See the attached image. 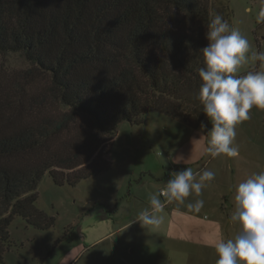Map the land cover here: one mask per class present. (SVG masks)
I'll list each match as a JSON object with an SVG mask.
<instances>
[{
  "label": "trees",
  "instance_id": "trees-1",
  "mask_svg": "<svg viewBox=\"0 0 264 264\" xmlns=\"http://www.w3.org/2000/svg\"><path fill=\"white\" fill-rule=\"evenodd\" d=\"M217 14L232 18L213 0H0V55L21 53L33 67L26 79H48L35 93L0 83V264L16 217L41 231L56 225L37 207L44 176L75 187L108 173L121 123L161 112L208 128L196 96Z\"/></svg>",
  "mask_w": 264,
  "mask_h": 264
},
{
  "label": "rangeland",
  "instance_id": "rangeland-1",
  "mask_svg": "<svg viewBox=\"0 0 264 264\" xmlns=\"http://www.w3.org/2000/svg\"><path fill=\"white\" fill-rule=\"evenodd\" d=\"M213 1H222L229 7V26L248 39L249 56L264 51V23L257 22L264 0ZM31 69L21 53L0 55V83L7 87L19 83L28 93H35L47 86V77L37 71L32 79L25 78ZM261 70L259 61L249 59L237 75ZM47 104L52 112L59 110L52 101ZM249 117L235 129L233 146L242 154L215 159L206 152L210 121L207 129L196 131L161 112H151L144 116L142 124L121 123L106 154L112 163L108 173L75 187L57 186L50 174L44 176L37 190V207L55 217L56 225L41 231L16 217L10 226L11 248L5 254V264H216V251L206 246L210 236L204 231L215 219H221L226 226L230 218L223 216L227 211L219 204L222 189L212 182L206 183L199 196L192 194L183 204L177 203L178 210L172 213L167 233L158 234L133 222L149 207L150 195L159 193L174 172L189 167L196 173L206 162L212 163L207 170L214 169V174L219 175L229 172L226 167L230 159L244 162L250 175L264 171V166L254 169L257 163L248 155L255 154L264 164V130L259 119L264 118V110L253 108ZM225 176L222 174V179ZM196 200L204 201L199 213L187 207ZM228 202L223 204L232 206L231 198ZM223 230L228 239L226 227ZM238 232L237 224L231 229L232 238ZM205 234L207 240H203ZM201 240L203 243H195Z\"/></svg>",
  "mask_w": 264,
  "mask_h": 264
},
{
  "label": "clouds",
  "instance_id": "clouds-1",
  "mask_svg": "<svg viewBox=\"0 0 264 264\" xmlns=\"http://www.w3.org/2000/svg\"><path fill=\"white\" fill-rule=\"evenodd\" d=\"M257 22L264 23V6L257 14ZM205 38L208 44L200 51L204 67L199 69L202 83L196 99L212 124L207 133L206 152L212 158H235L239 156L238 148L233 146L236 126L250 118L253 108L264 110V70L240 76L237 73L249 59L259 61L264 69V51L249 56L248 39L230 28L219 14L207 25ZM205 127L201 125L202 129ZM214 178V172L207 169L194 173L187 167L172 173L160 192L150 195L149 207L133 223L152 231L158 229L163 223L159 213L166 204H183L190 195L199 196L206 183ZM203 206V200L187 205L195 213ZM234 206L231 220L239 225V232L234 238L216 242V264H264V171L239 183Z\"/></svg>",
  "mask_w": 264,
  "mask_h": 264
},
{
  "label": "crops",
  "instance_id": "crops-1",
  "mask_svg": "<svg viewBox=\"0 0 264 264\" xmlns=\"http://www.w3.org/2000/svg\"><path fill=\"white\" fill-rule=\"evenodd\" d=\"M252 116L254 114H251ZM260 121H262L263 125L262 128L264 130V118H260ZM247 126V124H245ZM263 142H264V138H263ZM250 147V146H248ZM246 149V148H245ZM245 151V150H244ZM240 154H242V151L239 150V156ZM248 155L250 157L253 156V160L257 163L254 164L253 168L256 169L258 168V166H264V164L262 165V161L253 153L249 152ZM202 157L204 156L203 154L201 155ZM215 159V158H213ZM205 160L202 159L200 163H202ZM231 162L227 163V165H229L228 167H226L227 170H229V172L227 171H223L222 174H225V178L222 179V174H219L221 176H219L218 174L215 175V178L211 181L213 183V185L220 187L222 190L219 192L218 194V199H219V204L220 206H222V210L227 211L226 213L223 212V216H227V218H230V222H227L226 226L222 224L221 219H215L213 222L209 223V225L205 228L208 231H204L205 233H209L210 238L208 239V242H206V246H209L213 249H215V244L217 241H219L220 239H224L225 234H224V230L226 227V231H227V236L229 238H232L231 236V229L234 228L237 223H234L231 220V215L234 213L235 211V206H234V196H235V190L237 188V186L239 185V183H241L242 181H244L246 178H248L249 176H251L254 173H259L254 172L251 175L248 174L247 172V165L244 162H237V160L235 161V159H230ZM208 164L205 162V165ZM211 164L209 163L208 165H204L203 170L207 169V168H211ZM178 167V166H177ZM202 168H200L197 172H201L203 171ZM177 170V168L175 169ZM212 172H214V169L210 170ZM222 172V170H221ZM229 173V175H228ZM231 174V175H230ZM232 177V178H230ZM236 177V182L233 181V178ZM162 189V188H161ZM160 189V190H161ZM232 199V206L228 207L227 204H223V201H226V203L228 202V199ZM219 207V206H218ZM172 210V212H171ZM178 210L177 207V203L173 202L172 204H168L165 208L164 211L159 213L160 216L163 217V223L161 224V226L154 230L153 232H156L158 234H163V233H167V231H169L172 226V213H176ZM110 222V219L108 220ZM237 228V227H236ZM228 238V239H229ZM207 240L206 234L205 237H203V240ZM195 243H203L202 240L201 241H196ZM201 245V244H198Z\"/></svg>",
  "mask_w": 264,
  "mask_h": 264
},
{
  "label": "built area",
  "instance_id": "built-area-1",
  "mask_svg": "<svg viewBox=\"0 0 264 264\" xmlns=\"http://www.w3.org/2000/svg\"><path fill=\"white\" fill-rule=\"evenodd\" d=\"M168 204L165 205V207L167 206Z\"/></svg>",
  "mask_w": 264,
  "mask_h": 264
}]
</instances>
